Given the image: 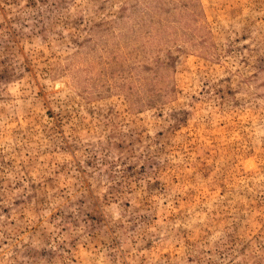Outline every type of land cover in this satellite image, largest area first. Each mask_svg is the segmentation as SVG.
Listing matches in <instances>:
<instances>
[{
    "label": "rangeland",
    "instance_id": "374dc122",
    "mask_svg": "<svg viewBox=\"0 0 264 264\" xmlns=\"http://www.w3.org/2000/svg\"><path fill=\"white\" fill-rule=\"evenodd\" d=\"M0 264H264V0H0Z\"/></svg>",
    "mask_w": 264,
    "mask_h": 264
}]
</instances>
